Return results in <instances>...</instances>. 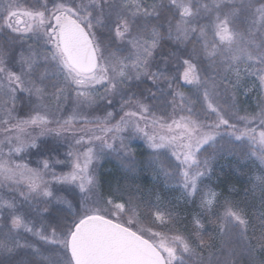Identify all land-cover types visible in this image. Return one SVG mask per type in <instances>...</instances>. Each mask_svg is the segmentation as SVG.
<instances>
[{"label":"snow or ice","instance_id":"1","mask_svg":"<svg viewBox=\"0 0 264 264\" xmlns=\"http://www.w3.org/2000/svg\"><path fill=\"white\" fill-rule=\"evenodd\" d=\"M0 264H264V0H0Z\"/></svg>","mask_w":264,"mask_h":264},{"label":"trees","instance_id":"2","mask_svg":"<svg viewBox=\"0 0 264 264\" xmlns=\"http://www.w3.org/2000/svg\"><path fill=\"white\" fill-rule=\"evenodd\" d=\"M142 139V138H141ZM143 140V139H142ZM137 157L144 159L143 154L148 151L147 144L138 142L135 146ZM114 156L106 157L105 159L98 161L97 173L102 178V182L107 185H114L117 180L122 183L129 180H135L138 183H142L146 186H151L156 183L157 187L164 193L165 197L169 201H176L183 206L182 189L176 181L165 183L164 177L161 175L157 180L151 173L146 170H142L141 166L137 164L134 169H129L121 164ZM27 162V158L25 161ZM119 162V163H118ZM259 161L255 163L251 160H239L234 157L227 159H221L216 162L215 175L212 180L209 181L210 185H220V188H229L235 186L236 191L232 193V196L236 200L251 199L247 195V189L249 185V177L256 174V170L260 167ZM60 169L57 168V172ZM67 171V169H65ZM243 189V191H241ZM220 189L218 188L217 191ZM191 209V205H187ZM259 203L257 202L253 211H259Z\"/></svg>","mask_w":264,"mask_h":264},{"label":"rangeland","instance_id":"3","mask_svg":"<svg viewBox=\"0 0 264 264\" xmlns=\"http://www.w3.org/2000/svg\"><path fill=\"white\" fill-rule=\"evenodd\" d=\"M256 103H257L256 97H255L254 95H251V94H250V96H249V98H248V100H247V104L250 105V106H252V107H255ZM138 142H143V143L146 144V142H145L144 140H142V139H136V140L133 141V146H135ZM113 158H115V157H113ZM115 159H116V158H115ZM115 161H119V160H115ZM22 162H23V161H22ZM118 163H119V162H118ZM33 166H34V165H33ZM29 235H30V234H29Z\"/></svg>","mask_w":264,"mask_h":264}]
</instances>
